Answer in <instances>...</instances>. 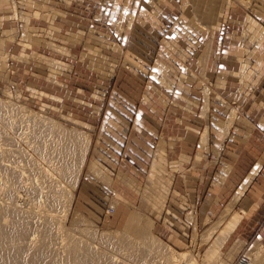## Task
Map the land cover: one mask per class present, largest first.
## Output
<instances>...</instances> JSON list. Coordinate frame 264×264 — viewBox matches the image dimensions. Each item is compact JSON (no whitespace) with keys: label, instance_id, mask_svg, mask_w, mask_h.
I'll return each mask as SVG.
<instances>
[{"label":"rangeland","instance_id":"1","mask_svg":"<svg viewBox=\"0 0 264 264\" xmlns=\"http://www.w3.org/2000/svg\"><path fill=\"white\" fill-rule=\"evenodd\" d=\"M227 2V9L229 5L234 6V8L236 7V9L233 11V16L236 18V20L232 25L228 26L229 28H218V30H215L214 34L217 35L216 38L219 36L221 37L222 31H229L230 28H233L243 46L247 45V47L250 48L254 44L253 41H251L254 40V38L250 35L251 29L249 26V19H254L264 27V16L256 15V13L253 11L254 7L251 4L252 2H249V4L246 3L248 1L244 3L243 0H227ZM258 3L260 4V2ZM254 4H257V2ZM14 6L15 11L22 8L20 3H14ZM157 6L160 7V9L157 13L159 16H156V20H150V18L143 19L142 17L131 21L132 23H136V25L141 26L143 30L134 27L132 33L122 37V47L117 46L116 40L113 41L115 47H113L114 45H110L107 42L108 39H117V37L119 39V36H105V46L101 47L103 49L101 52L98 50V53H104L115 58H112L113 60L109 59V61L105 63V66H99L96 63H94V65L77 64L75 58H78L77 55L78 51L80 50V46H72L73 48L71 47L73 50L72 53L75 54L72 57L66 56L64 53L62 54L51 50L45 46H37V48L45 55L55 59H60L58 55H61V59H67L66 61L70 62L71 65H67L65 63H57L52 65L49 63L47 58H41L39 55L38 58L40 59H36L34 64L31 66L30 64L22 65L18 60L13 61L14 68H10L9 73L14 81H0V106L2 109L4 107L3 111L5 110L9 113L12 112L10 114L8 113L9 115L7 114L9 117H4V119L2 117L3 120L0 116L1 195L3 196V194H5L4 192L6 191L5 189H7L6 187L8 184L9 175L5 170L4 164L9 162H15L18 164L21 162L19 165L22 164L21 166H23L26 163L27 167L26 165L24 167L26 168L24 169V175L26 177H24V175L22 177L23 180L25 179V181L23 182L24 184L21 182L19 188H25V184L27 187L30 182L31 183L29 184V187H33V184L36 186L37 184L38 186H34L35 190L37 192L40 191L41 194H45V196L42 194V199L39 198L41 200L40 203L44 202V205L41 204L42 206H39L40 204H36L35 206V203L38 202H35L34 204H28L30 200H27L26 196L22 195L21 193L20 195L15 196L18 205L25 207L28 206L32 209L34 208L33 210L35 212H39L38 214H35L40 217H42L43 214H46L45 216L51 215L54 221L60 216H66L63 220L64 233L62 232L63 234L61 235L63 236V239L60 236L61 239L59 238V240H56L59 243L54 240L50 241L52 237H42L44 231H46L44 228L41 229L40 227H37V229L33 227L32 229V233L36 237H34L35 243H37L36 241L41 237L40 240H44L43 242L49 240L48 244H50L47 247H49V251H53H51V253L55 252L57 255V253L61 252V254L56 256L55 264H70V261L65 255H63V249H60L65 246L64 244H66L68 237H73L80 240L78 255L82 262L86 260L85 251L82 248V240H87L86 238L88 237V233L92 236L90 237V244L95 249H99V247L103 245L102 241L104 237L106 239L114 238V240L123 238L127 239L128 237H124V232H126V222L131 213H135V215L140 216V218L142 216L143 219H141L146 222H152L150 230L153 234V237L149 238L147 236L146 230L149 229L145 227V233H143V239L141 237V240L143 241V245L146 244L151 246V251H153L154 254L162 253L163 251V253H165L169 250V252H173L174 254L185 253L186 256L188 255V258L190 257V259L192 258V260L196 262L194 263L192 261L193 264H207V262L211 261L213 264H236L237 262H239L238 264H264V249H262L261 246L259 248L249 247L247 244H243L239 238H236L237 236L235 237L234 234H230L233 224L236 220L237 213H233L231 216L229 215V217L228 212L231 210L234 204L230 207L229 205L232 201V198L237 194L238 190L244 186L245 181L242 180L240 184V177L238 176L237 183L240 184L238 189L235 190L232 195L228 197L226 196L224 198L222 205L217 207V210L212 212V215L208 220H196V207L201 203L199 202V196L192 193L188 195V188L186 192L187 196L186 194L184 196L178 194L175 195L172 192V189L171 194L169 193L171 182H175L176 179L173 177L171 178L174 172L170 168H172L174 164H171L170 166V163L167 162V154H171L169 151L173 150V148L168 146L169 144L166 142L159 141L153 153L151 150L152 148H147L146 152H144L147 157L143 158L141 160L142 163L140 162L139 166L136 167L137 173L134 177L129 175L131 173L127 172L129 171V168L127 167L130 164H121V171H118L119 173L117 174L119 178L117 179L119 182L118 190L120 194L126 197V199H121L114 195L115 191L114 194H111L112 192H110L111 190L109 188H104L102 186L97 187L93 184L94 182H90L89 185L84 184L85 171L89 170L98 175L102 180L111 179V177L99 169L98 162L95 160L97 159L98 161L105 164V161L103 162V154H105V151L108 148L107 145H105V110H127L133 114L134 110H137V106L143 104V99H141L142 91L146 90L147 88H145V79L140 76H145L147 74L142 72H147L151 67L159 72L161 71L164 73H171V75L174 74V78L176 80L178 78L184 79V75L186 78L187 73L184 70L189 68V72L192 73L194 78L199 79L200 77L202 80H198L199 84H201V86L199 85L201 89L197 90V92L201 95L204 94V96L208 94V91L209 95L211 94L210 89L212 87V76L209 74H203V71H197V68L192 67V65L188 63L185 64V68L182 66L180 67L172 60V56H176L171 51L172 46L176 45L178 48H180L182 52L179 54L181 55L185 53L189 54L191 51L188 52L186 47H190L189 42L196 43L200 33L197 31L190 32V30L185 29L184 24L187 25V18H177L178 13L177 15L174 14L171 18V16L168 14L167 7H165V3L158 4ZM192 21L193 20L191 18L190 24H192ZM154 24H156V27ZM190 27L193 28L192 25H190ZM213 38L214 35L211 40L212 47L214 46L212 44V41L214 40ZM236 38L229 41L235 42L237 41ZM206 40H208V38ZM8 45H10L9 49L12 50H17L18 48L16 42L14 41L10 42V44L7 43L6 48ZM125 45L126 47L129 45H135L137 51L141 53L140 55H142L144 58H148L149 63H154L153 66H146V70L139 66H133V60L127 58L132 52L127 51ZM107 46H110V48H107ZM124 51L125 54L123 53ZM62 52L67 51L62 50ZM260 52L261 50H258L256 51V56L249 54L245 55V57H247L249 60L256 59L257 56L259 57L258 53ZM220 53H224V50H219V54ZM79 54L80 57L86 55L82 52ZM95 54L97 53L94 52L93 55ZM209 55L211 54L205 52V57L210 58ZM216 58L221 59L224 58V56ZM231 65L233 69H236L238 60L235 59ZM245 69L246 66L244 64L241 68L240 75L243 74ZM182 70L185 73L181 74L180 72ZM53 75L55 79L64 81V85H62V82H53ZM255 81H257V85L255 86L259 87L256 94L264 93V73L262 75H257ZM157 88L162 93L165 91V88L160 87V85H157ZM40 90H46L51 95L39 92ZM53 91H58L60 96L57 97L51 93ZM193 91L195 90H191V92ZM198 93L193 92V94L199 96ZM210 102H212L211 105L209 104ZM213 102L216 103L213 98H209V103L207 101V104L204 100L203 105H205V109L207 110H205V112H208V110H214V107L215 109L217 108ZM234 102L232 101V103ZM18 107L22 108L20 109ZM22 109H24L26 112L24 111L22 113ZM262 109H264V106ZM17 110L20 111V114H18L19 111ZM232 112L233 110L231 113ZM10 115L12 116L10 117ZM36 117L38 118L35 119ZM200 117L204 121V119H207V114L205 115L204 113ZM42 123H45L46 125H43ZM49 123H51L52 126L57 129L56 132L50 130L51 124L48 126ZM129 123L131 124L130 121ZM43 129H46V133ZM66 133H73L76 136H80V138L88 137L87 147L84 149L85 152H83L81 155L82 161H80V173L77 175L74 185L73 183L71 185L66 181H63L64 178H60V176L54 172L56 170L53 169V167L55 168V163L54 159L52 158L55 156H53L54 154L51 153L50 147H52L53 144H55L56 147L60 146L63 142V137L69 141L70 137L66 136ZM96 150H98V152H96ZM118 165L119 164L117 162L109 163L107 164L108 170H105L109 174H114V172L117 170L115 167H118ZM26 171L30 175L27 176L28 173ZM40 175L41 178L43 176L45 179H41ZM51 176L53 178L55 177V180L51 178ZM34 178H36L35 181ZM53 180L54 182L52 188ZM44 181L47 183H44ZM32 182L35 183L32 184ZM80 187L84 188L82 193L79 191ZM93 187H95L96 190H94ZM40 188H43V190H40ZM19 191L23 192L25 190L21 189ZM62 192L68 193V198L71 199L69 200L68 198H63L61 196ZM54 193L56 196H51ZM162 195L163 197H161ZM51 197H56L58 200L55 199L56 202L55 200L52 201L54 198L52 199ZM202 197L200 198L202 199ZM4 199H6V197ZM37 206H39V211L37 208H35ZM45 210L46 212L44 213ZM48 211H51L50 214ZM75 218H78V220L81 219L82 223L74 225L73 221ZM54 221L53 223H55ZM39 229L41 231L43 230V232H41ZM215 232H219L218 235ZM128 233L131 234L129 229ZM40 234L42 235L40 236ZM65 237H67L66 240ZM40 240H38V242H40ZM55 242L61 246L63 243V247L58 246L59 248H56L55 250ZM51 245L55 247L50 249ZM251 252L254 254L256 253V256H253L256 258L257 263H255V258L252 256L253 253ZM25 253L27 254L26 250H23V254ZM118 254L121 257L128 259H130L129 257H134L135 261L132 258L133 262H138L137 264H141L138 257H135L131 251H128V249L126 250L125 248H122L119 250ZM119 255H117V257L112 255V257L114 256L113 258H115L114 261L121 260L119 259ZM250 256H252V258ZM112 257L111 259L113 260Z\"/></svg>","mask_w":264,"mask_h":264},{"label":"crops","instance_id":"2","mask_svg":"<svg viewBox=\"0 0 264 264\" xmlns=\"http://www.w3.org/2000/svg\"><path fill=\"white\" fill-rule=\"evenodd\" d=\"M243 1L252 2L256 15L264 16V0ZM14 3H20L22 8L15 11ZM161 3H165L171 18L177 13V18H187V25L183 23L185 29L200 33L197 42H189L190 47H186L192 54L181 55L180 48L172 46L171 51L176 55L172 60L180 67L185 68L188 63L212 76L211 94L208 91L204 96L203 92V95L197 92L201 89L198 80H202L194 78L189 68L184 70L186 78L184 75V79L176 80L174 74L151 67L147 72L141 71L147 74L140 76L145 79L147 88L142 91L143 104L138 105L133 114L127 110H105V145L108 147L105 154L102 153L105 164L95 160L111 179L102 180L89 170L85 171L84 184L94 182L97 187L109 188L111 194L115 191L114 195L126 199L118 190L117 174L121 164H130L127 172L134 177L136 167L147 157L144 153L147 148H152L153 153L159 141L166 142L173 148L169 151L171 154H167V162L170 166L174 164L170 168L174 172L171 178L176 179L171 182L169 193L172 189L175 195L184 196L188 188V195L199 196L201 203L196 207V220L206 221L244 180L246 185L228 212V216L237 213L230 234L249 247L264 249V93L256 94L259 87L255 86L257 75L264 73V27L249 19L250 35L254 38L250 48L243 46L233 28L222 31V36L216 38L215 30L229 28L236 20L233 16L236 7L229 5L227 9V0H198L197 8L195 0H0V81H14L9 73V69L14 68V60L31 66L40 59L39 55L52 65H71L67 59L62 60L61 55H58L60 59L45 55L37 48L39 45L71 57L75 55L72 48L80 46L75 58L77 64L105 66L114 58L98 53L105 46V36H119L107 42L115 47L113 41L116 40L120 47L122 37L132 33L134 27L143 30L131 21L142 17L156 20L160 9L157 5ZM208 3L213 4L212 10L204 9ZM234 37L237 41H229ZM12 41L16 42L17 50L9 49L10 45L6 48ZM125 48L132 52L127 58L133 60V66L145 70L146 66H153L135 45H125ZM219 50L224 53L219 54ZM258 50L261 52L256 59L245 57L256 56ZM81 52L86 55L80 57ZM94 52L97 54L93 55ZM205 52L211 54L210 58L205 57ZM222 56L224 58H216ZM235 59L238 65L233 69L231 64ZM244 64L246 69L240 75ZM53 78V82L64 85V81L55 79L54 75ZM157 85L165 91L160 92ZM39 92L51 95L46 90ZM51 93L60 96L58 91ZM209 98L216 101L217 104L213 103L217 108L205 112L204 100L207 104ZM204 113L207 119L203 121L200 116ZM114 162L119 164L115 167L117 170L114 174L107 173V164ZM82 190L84 188L80 187L81 193Z\"/></svg>","mask_w":264,"mask_h":264},{"label":"bare ground","instance_id":"3","mask_svg":"<svg viewBox=\"0 0 264 264\" xmlns=\"http://www.w3.org/2000/svg\"><path fill=\"white\" fill-rule=\"evenodd\" d=\"M195 1H196L195 7L197 8V2H198V0H195ZM206 8L208 10H212L213 4L212 3H208V5L204 9H206ZM204 9H203V11H204ZM201 10H202V8L200 7L199 8V11H201ZM1 103H2V101H1ZM15 107H17V106H15ZM18 108H20V107H18ZM3 109H4V107H3ZM3 109L0 106V116H1V119H2V117H3V119H4V117H6V118L9 117L8 115L10 113H12V112L9 113V112H7L5 110L3 111ZM8 110H9V108H8ZM22 110H23L22 111V113H23L25 110L24 109H22ZM17 111H19V110H17ZM18 114H20V111H19ZM12 115H10V117ZM37 118L38 117H36L35 119H37ZM41 122H43V121H41ZM51 123H52V121H51ZM51 123H49L48 126H50ZM37 124H38V122H37ZM50 128H51L50 130L53 131V132H56L57 131V129L54 126H52V124H51V127ZM45 130H44V132H45ZM66 136L70 137V140L69 141L65 137H63V142L61 141L62 143H61L60 146L56 147V145L53 144V146L50 147L51 148V153H53L54 154L53 156H55L54 158H52V159H54V163H55V164L53 163L55 165V168L53 167V169L56 170L54 172H56L60 176V178H64L63 181H66L67 183H69L71 185L73 183V185H74L75 184L76 177L80 173V168H81L80 167V164H81L80 161H82L81 160V158H82L81 155L83 154V152H85L84 149L87 147L88 137H81L80 138V136H78V135L76 136L73 133H71V134L66 133ZM46 154H48V153H46ZM14 163L13 162H9L7 164H4L5 165L4 166L5 167V170L7 171V174H9V175H8V184H7V187H6L7 189H5L6 191L4 190L5 191L4 192L5 194H3V196L1 195V193H2L1 192L2 186L0 185V197H1V199H0V201H1V203H0V264H55V258H56V256H58V254H61V252L59 251L60 253H57V255H56L55 252H54L55 254L54 253H51L52 250L49 251V249H48L49 247H47L50 244V243L48 244L49 240L48 241L46 240V242H43L44 240L43 241L40 240L41 237H40V239H38V240H40V242H38V240H37L36 241L37 243H35L34 242L35 235L32 233V231H33L32 229H33V227H35V228H37V227L39 228L40 227L41 229L44 228V230H46V231H44L42 237H48V236L50 238L52 237L50 239V241L51 240H54V241L59 240L60 236L64 233L63 232V228H64L63 227L64 226L63 220H64V218L66 216L64 215V216H60L58 218L56 217L57 219L55 218L56 220L54 221L52 219V216L51 215L45 216L46 214L45 215L43 214L42 217H40V216L37 215L39 212H35L33 210L34 208L32 209L31 207H28V206L25 207V206H19L18 205V203L16 202V199H15L16 198L15 196L20 195V193L22 195H25L26 198H27V200H30L28 202V204H34L35 202H38V203H35V206H36V204H38V205L40 204L39 206L44 205L43 204L44 202L40 203L41 200L39 198L43 197V195L45 196V194L42 193L43 194L42 195L40 191L37 192L35 190V187L38 186L37 184H36V186H35V184H33L35 182H32V184L35 186V187L33 186L34 188L31 186L32 184L30 185L31 187H29V184L31 183L30 182L28 184L27 179H29V178L26 179L27 184H28V186H27L28 188L26 187V184H25L24 187L26 189L25 188H21L22 190L24 189L25 191H23V192L19 191V190H21L19 188L21 182L23 183L25 181V179L23 180L22 177L24 175V171H25L24 169H26V168H24L25 165H26V163L23 166H21L22 164L19 165L21 162H19L18 164L17 163L14 164ZM23 164H24V161H23ZM26 167H27V165H26ZM41 170H38V171H41ZM28 175H30V174L28 173L27 176ZM41 175H40V178H41ZM24 177H26V176L24 175ZM42 178H43V176H42ZM51 178H53V177L51 176ZM35 179L36 178H34V181H35ZM43 179H45V178H43ZM157 179H159V178H157ZM47 180H48V178H47ZM54 180L52 181V188H53V182H54ZM39 181H42V180H39ZM45 182L46 181H44V183ZM57 183H58V180H57ZM57 183H54V184H57ZM23 184H22V186H23ZM245 185H246V183L244 184V186ZM244 186H242L241 188H244ZM42 187H43V185H42ZM47 187H48V184H47ZM40 190H43V188H40ZM240 190H238L237 194L232 198V201H231L229 207L234 204V201L237 199V197H238V195L240 193ZM63 191H65V190H63ZM161 191H163V190H161ZM54 192H55V190H54ZM66 192H67V190H66ZM66 192H62V194H61V196L63 198H65V199L68 198V193H66ZM54 195H55V193L53 195H51V196H54ZM163 195L161 197H163ZM4 196L6 197V199H4L5 198ZM2 197H4V198H2ZM51 198L53 199L54 197H51ZM14 199H15V201H14ZM55 199H56V197L52 201H54ZM49 200H50V198H49ZM56 200H58V199H56ZM56 200H55V202H56ZM39 206H37L35 208L38 209ZM38 211H39V209H38ZM45 212H46V210L44 211V213ZM48 212L50 214L51 211H48ZM35 213H37V214H35ZM141 218H142V216H141ZM141 218H140V216L135 215V213H131L130 216L128 217V219H127V222H126V225H127L126 226V228H127L126 229V232H124V235H125L124 237H128V238L127 239L123 238L125 240H123V239H116V240H114V238L113 239H111V238L106 239L104 237L103 238V241H102V244L104 246L102 245L101 247H99V249H95L94 247L91 246V244H90V237H92V236H91V234L88 233L87 234L88 237L86 238L87 240H82V244H83L82 245V248L85 251V258H86V260L84 262H82L79 259V255H78L79 241H80L79 239H76V238H73V237H68V238L65 237V240L67 238V242H66V244H64L65 245L64 247H63V243H62V246L60 245L61 244V240H60V244H58L59 243L58 241H56L58 243H56V242H55L56 244L54 243V245H56V247L55 246H52L53 245V243H52L50 249H52V247H55L54 249L56 250V248H59L60 246L63 247V248H60V249L61 250L63 249L62 250L63 253H64L63 255H65L66 258L70 261V264H135L136 262H133L134 257H129L130 259H128V258H123V257H121L118 254L119 250H121L122 248H125L126 250L128 249V251H131L132 254L135 257H138L139 262H141V264H193L194 261L192 260V258L191 259H190V257L188 258V255L186 256L185 253L174 254L173 252H169L170 251L169 250V251H167L165 253H163L164 252L163 251L162 253H156V254H154V252L151 251V246L146 245V244L143 245V241L141 240V237L143 239V233H145L144 232V228L147 227L149 229V230H146L147 231V236L149 238L153 237V234H152V232L150 230V227L152 226L151 225L152 222L151 221H147L146 222V221L142 220L143 218L142 219ZM53 221L55 223H53ZM81 223H82L81 222V219L78 220V218L77 219L75 218V220L73 221V224L74 225H78V224H81ZM47 229H48V231H47ZM128 229L131 232V234L128 233ZM41 232H43V230ZM148 232H149V234H148ZM41 235L42 234H40V236ZM144 235H146V234H144ZM62 237L63 236H61V238ZM146 237H144V238H146ZM42 239H44V238H42ZM166 248H168V247H166ZM47 249H48V251H47ZM23 250H26L27 254L26 253L23 254ZM251 253H253V252H251ZM255 254L253 253L252 256L255 255ZM112 255H115L116 257H117V255H119V259H121V260H117L116 259L117 261H114L115 258H113L114 256L112 257ZM252 256H250V257L252 258ZM257 256H258V253H257ZM111 257L113 258V260L111 259ZM132 258H133V260H132ZM68 260H67V262H68ZM254 260H255V263H257L256 262L257 261L256 258ZM258 260H259V258H258ZM207 261H209V260H207ZM194 263H196V262H194ZM207 264H213V262L212 261L211 262H207Z\"/></svg>","mask_w":264,"mask_h":264},{"label":"built area","instance_id":"4","mask_svg":"<svg viewBox=\"0 0 264 264\" xmlns=\"http://www.w3.org/2000/svg\"><path fill=\"white\" fill-rule=\"evenodd\" d=\"M242 259V258H241ZM241 259H240V261H241ZM239 262H237L236 264H238Z\"/></svg>","mask_w":264,"mask_h":264}]
</instances>
